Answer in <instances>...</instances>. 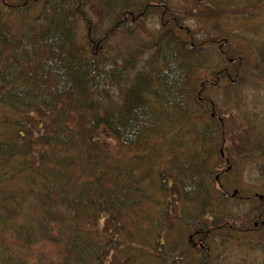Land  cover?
Instances as JSON below:
<instances>
[{"label":"trees","instance_id":"obj_1","mask_svg":"<svg viewBox=\"0 0 264 264\" xmlns=\"http://www.w3.org/2000/svg\"><path fill=\"white\" fill-rule=\"evenodd\" d=\"M91 1L0 0V264H27L40 244L56 246L57 264H193L189 256L220 264L230 241L240 242L237 264H264V233L230 222L238 205L245 217L262 215L264 186L246 198L221 186L217 170L231 156L208 96L223 85L235 96L238 86L264 87V0H210L230 17L211 40L189 35L164 7L162 21L172 24L137 47L138 59L152 55L132 79L137 60L109 40L160 4ZM96 7L104 11L97 38ZM240 39L255 54L248 62L211 49ZM255 121L244 118L240 152L254 156L262 178L264 127ZM219 194L235 199L231 211L222 212ZM181 220L204 246L172 238Z\"/></svg>","mask_w":264,"mask_h":264},{"label":"rangeland","instance_id":"obj_2","mask_svg":"<svg viewBox=\"0 0 264 264\" xmlns=\"http://www.w3.org/2000/svg\"><path fill=\"white\" fill-rule=\"evenodd\" d=\"M91 1V0H90ZM152 1L156 4H160V6L154 10H149L145 17L143 19H140L138 23L135 24V22L132 23H126V25L123 26L124 31L117 30L110 38L109 44L114 47L113 51H116L119 47H124L125 49H130V55L132 56V59L137 60L138 64L135 72L131 73V79L133 78L134 74L138 72V70L142 67H145L144 70L149 69L148 63H150V59L147 62H145L149 56L152 55V52H146V54L140 55L139 59L137 57L138 52V46L143 43V46L151 45V39L148 37L151 35L156 34L157 36H160L163 31V25L170 26L169 21H162V13L164 12V7L169 10L170 14H173V11L178 14L177 19H179L180 23L188 30L189 35H195L196 37L202 38L203 34L208 33L209 40L217 38L219 36H214V31H221L226 27L227 20L230 19V17L227 15L225 10H221L220 12L216 9L215 3L211 2L210 0H147V2ZM160 1V2H157ZM92 2V1H91ZM163 5V6H162ZM161 7V8H160ZM100 7H96V12L92 11V15L90 14L92 18V24L90 25L93 27V34L97 38L100 34V31L104 28L101 27V24H104V11L103 9H99ZM40 8L37 6L36 11L38 12ZM237 17L235 22H240V8L237 10ZM35 14L33 10L30 11V14ZM246 14H244L243 17H245ZM235 17V16H234ZM130 21V20H129ZM134 21V20H133ZM13 20L11 21V23ZM32 23V19L30 21H27V24ZM87 23H79V29H82V35L83 33H86L88 31L87 29ZM100 24V25H99ZM135 24V25H134ZM168 24V25H167ZM240 24V23H238ZM237 24V25H238ZM236 25V26H237ZM235 26V25H234ZM100 28L97 32L95 29ZM13 28L17 30L19 28L18 23L14 21ZM86 28V30H85ZM106 28L109 29V24L106 25ZM84 29V30H83ZM106 30L108 32L109 30ZM105 32V31H104ZM105 32V33H106ZM177 32V31H176ZM179 32V31H178ZM102 33V34H105ZM181 36L187 40L188 33L187 31L185 33L179 32ZM264 33V31H263ZM261 33V36L264 34ZM177 34V33H176ZM193 40V39H192ZM239 45L227 47L226 45H223V43L220 45H216L215 47H212V51L214 53L217 52L219 47H224V50L226 54L233 57H237L238 55H243L246 59L245 61L248 62L250 60L249 56L254 57L255 54H252L247 50V48L244 45V42L240 39V42H238ZM250 45V44H249ZM239 46V49L236 47ZM210 48H208L209 50ZM141 54V53H140ZM135 56V58H134ZM111 60L107 65H111ZM148 64V65H147ZM144 65V66H143ZM150 67V66H149ZM254 69V67H253ZM201 74H204L202 72ZM218 82V81H217ZM212 90V89H209ZM210 94V96H209ZM237 96H235V93L232 91H228L221 86L220 88H215L210 93H208V96L216 107H219L217 109V113H222L221 120H225V128L223 131V134L220 136V140H222V148L225 150V153L227 156H231L229 158L230 160H227V162H224L223 167L219 168L217 171L222 172L223 176L220 180V184L223 187H226L230 191L235 189L234 196L238 195L239 190L240 196L247 197V194L245 191H250V193L260 192V190H257V188L264 186V177L259 178L258 175V168L257 165L253 161L254 156H248L245 155V153L240 152L241 145H240V138L242 137L244 131L242 127L244 126V118L245 116L248 118H252V116L256 117V121L259 124L260 128L264 127L262 124H264V87H251V86H238L237 87ZM120 93L116 95V102H119ZM234 101H237L239 103V106L234 105ZM255 108V111H254ZM216 110V108L214 109ZM255 121V122H256ZM262 123V124H261ZM246 133V132H245ZM244 133V137L246 139ZM210 146V143H206L204 148H208ZM222 151V149H221ZM222 153V152H221ZM224 153V155H225ZM220 165L214 167L217 168ZM240 187V188H239ZM238 188V190L236 189ZM256 188V189H255ZM243 194V195H242ZM221 201V205L224 207L222 211L227 212L232 210V205L235 203V199L229 198V199H222L220 194L218 196ZM246 202V201H244ZM240 204V201L239 203ZM241 205V204H240ZM191 206V205H190ZM245 206L241 205L237 208V212H233V220L230 222L236 226V231L239 229L240 233V224H244L246 227L251 228L253 231L259 233V238L261 239L262 233H264V214L262 212L263 209L260 211L262 215H248L245 217L242 213H244ZM252 209H255L254 206H250ZM179 208L182 210V205L179 206ZM189 212L193 210L192 208L187 205L186 207ZM264 208V207H263ZM192 214V213H190ZM228 215V214H226ZM223 216V215H222ZM193 217V215H190V218ZM232 216L229 218L231 219ZM183 219V217L181 216ZM184 222L183 224L175 221L174 223V231L172 234V238L181 244V240L183 238L189 239L191 238V241L194 242V245L197 243L201 246H204V242L201 238H197L196 236L199 235V232H194L190 237L187 235V226L188 222L186 223L184 220H181ZM202 223H199L202 226H209V223L205 220H201ZM207 223V224H206ZM205 226V227H206ZM198 227V226H197ZM185 228V235L182 236V233ZM207 228V227H206ZM208 229V228H207ZM190 232L191 229H188ZM262 231V232H261ZM217 234L216 236H218ZM214 236V235H212ZM255 237V236H254ZM216 245V242H215ZM224 257L220 260V264H237V262H240V242H227V246L224 247L223 252ZM179 253V252H178ZM177 253V254H178ZM192 257V256H191ZM189 256L187 260L193 264H197L196 261L191 259ZM24 258L27 262V264H57V261L59 259V255L56 251V246L52 244H40L37 248L32 250V252H27L24 255ZM209 264V263H208Z\"/></svg>","mask_w":264,"mask_h":264}]
</instances>
